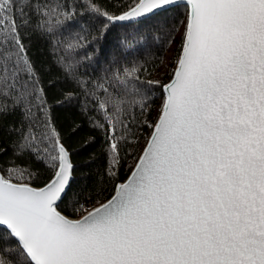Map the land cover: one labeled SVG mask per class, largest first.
<instances>
[{
  "label": "snow or ice",
  "instance_id": "6c2138e0",
  "mask_svg": "<svg viewBox=\"0 0 264 264\" xmlns=\"http://www.w3.org/2000/svg\"><path fill=\"white\" fill-rule=\"evenodd\" d=\"M108 2L0 0V264H264V0ZM160 36L176 43L167 83L143 81ZM71 102L112 180L150 129L91 210L53 116Z\"/></svg>",
  "mask_w": 264,
  "mask_h": 264
},
{
  "label": "trees",
  "instance_id": "16d2710c",
  "mask_svg": "<svg viewBox=\"0 0 264 264\" xmlns=\"http://www.w3.org/2000/svg\"><path fill=\"white\" fill-rule=\"evenodd\" d=\"M77 2L81 5H85L88 3V0H77ZM112 2L116 3L119 2V0H112ZM100 3L102 7H107L111 10V4L108 0H100ZM77 10L84 11V8L80 7ZM96 23L98 25L99 21L97 20ZM119 31H122V29H114L113 32L109 34V43L106 45V51L111 48L112 42ZM93 34L95 35V29H93ZM175 48L176 43H169L166 36L156 38L149 49L144 50L142 48V57L146 71L141 75L140 79L143 81H160V83H167L168 73H170L173 67L172 60L174 59ZM32 55L34 58L39 57L41 61H46L48 59L45 46L41 42H34ZM60 88L61 85H57L55 91L56 101L61 99L59 92ZM150 98L154 100V103L149 107L152 110V116L155 117L156 109L160 106L163 99L161 89L159 87L153 89ZM50 102L54 101L50 100ZM53 116L58 127L61 128L65 136L66 146L73 153L72 161L75 165V170L72 187L73 189H84L85 195H87L88 198L86 200L81 198L80 203L90 210L110 197L113 193L114 183L125 180L130 174V166L134 164L150 129L137 128L135 130L136 135L131 139L138 140L139 144H133L129 148L131 154L122 161L118 173L119 179L112 180L105 172V158L101 151L100 134L91 130L75 102L64 103L63 105L54 107ZM140 118L143 119L144 117ZM93 138H95V143H89ZM7 158V156L4 157V159ZM33 172L39 173L33 185L42 186L43 182L48 178L47 173L39 165L33 167ZM60 210L72 217H79L84 214L83 212L78 215L73 214L71 207L68 206L67 198H65L64 203L61 204Z\"/></svg>",
  "mask_w": 264,
  "mask_h": 264
},
{
  "label": "water",
  "instance_id": "95a60500",
  "mask_svg": "<svg viewBox=\"0 0 264 264\" xmlns=\"http://www.w3.org/2000/svg\"><path fill=\"white\" fill-rule=\"evenodd\" d=\"M73 162V161H72ZM74 164V163H73ZM130 175V174H129ZM73 176H74V172H73ZM124 181V180H123ZM123 181H121V182H123ZM121 182H119V183H121ZM34 187H39V186H35V185H33ZM110 198V197H109ZM104 202H106V200L104 201ZM104 202H102V203H104ZM97 206H99V205H97ZM92 209V208H91ZM90 209V210H91ZM63 214L64 215H66V216H68L70 219H79L80 218V216L79 217H72V216H69V215H67V214H65L64 212H63ZM84 214H86V213H84ZM83 214V215H84Z\"/></svg>",
  "mask_w": 264,
  "mask_h": 264
}]
</instances>
